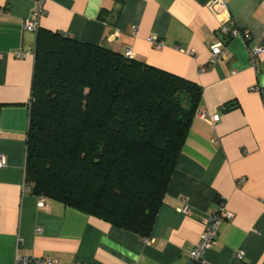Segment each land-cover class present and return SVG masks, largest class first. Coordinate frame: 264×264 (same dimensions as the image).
Wrapping results in <instances>:
<instances>
[{"label":"crops","instance_id":"obj_1","mask_svg":"<svg viewBox=\"0 0 264 264\" xmlns=\"http://www.w3.org/2000/svg\"><path fill=\"white\" fill-rule=\"evenodd\" d=\"M211 0H41L44 28L131 56L201 86L163 201L148 238L37 196L24 187L26 133L36 31L23 24L37 0H0V264L44 256L60 264H188L210 214L232 216L203 264H264V50L258 70L249 50L264 47V0H224L233 28L227 54ZM135 28V30H133ZM17 50L25 51L15 56ZM259 87L260 90H253ZM233 104V105H231ZM219 115L217 122L201 112ZM186 200L187 211L179 208ZM39 229V231L37 230ZM241 250L243 257L236 252Z\"/></svg>","mask_w":264,"mask_h":264},{"label":"trees","instance_id":"obj_2","mask_svg":"<svg viewBox=\"0 0 264 264\" xmlns=\"http://www.w3.org/2000/svg\"><path fill=\"white\" fill-rule=\"evenodd\" d=\"M201 91L134 57L38 27L24 184L148 238Z\"/></svg>","mask_w":264,"mask_h":264},{"label":"built area","instance_id":"obj_3","mask_svg":"<svg viewBox=\"0 0 264 264\" xmlns=\"http://www.w3.org/2000/svg\"><path fill=\"white\" fill-rule=\"evenodd\" d=\"M39 3V7L32 11V16L29 19H26L23 26L28 31H36L37 30V18L42 14L41 8V0H37ZM209 8L216 13L221 19L219 21V33L223 36L221 40L211 45V55L213 59L223 58L227 54V49L225 46V41L227 38L236 36V35H247V31L239 30L237 28H233L229 24V20L227 18V7L224 0H211L209 1ZM135 30V28H133ZM264 50L261 44L254 46L249 50L250 63L251 65L258 70V60L257 55ZM25 54V51L17 50L15 52V56L20 57ZM124 54L127 57H132L131 52L126 50ZM253 90H260L259 87H253ZM202 117L209 118L212 122H217L219 119V115L208 114L206 111H202ZM6 166V158L3 154L0 153V168ZM24 187L28 188L25 184ZM45 197L37 196V205L42 207L44 205ZM184 205H182L179 209L181 211H187V203L184 199ZM232 214L226 210L224 206H221L217 211H214L210 214L204 224V228L199 236V239L195 246L190 250L188 256V264H203L205 261L204 255L210 246L217 240L218 232L221 223L224 220L230 219ZM39 231V229H37ZM236 256L238 258L243 257V252L238 250L236 252ZM14 264H60L59 262L44 256H17ZM71 264H88L85 262L75 261Z\"/></svg>","mask_w":264,"mask_h":264}]
</instances>
